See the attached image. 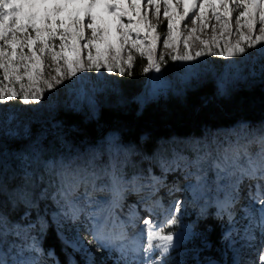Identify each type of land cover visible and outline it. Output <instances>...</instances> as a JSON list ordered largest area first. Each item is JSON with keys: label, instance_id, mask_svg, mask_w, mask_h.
Segmentation results:
<instances>
[{"label": "rangeland", "instance_id": "374dc122", "mask_svg": "<svg viewBox=\"0 0 264 264\" xmlns=\"http://www.w3.org/2000/svg\"><path fill=\"white\" fill-rule=\"evenodd\" d=\"M200 2L201 0H197V3ZM175 3L176 0H171V4L174 5ZM157 4L160 5L159 14H157ZM122 7L129 13L128 16L121 18L122 23L129 27H138L140 35L137 37L135 32L129 33L126 39L116 41L117 44L122 46L119 52H117L116 48L108 52V62L115 66L113 73H108L103 68H101L100 72L82 70L76 78L64 80L60 86L55 87L53 90L49 91L45 88L41 102L22 105L29 106L34 110L48 112L54 106L65 103L71 97L75 102V107L79 109L85 100L93 102L94 95L97 93H108L113 83L122 82L124 75H120V68H123L126 73L136 65L138 60L142 75L138 77V83L137 80L134 81V86H142L143 82L149 78L147 76L150 75L149 84L150 93H152L149 94L150 97H154L157 94L180 92L204 80L206 77H215L220 66L226 61L229 63L226 65L225 80H227H224L223 87L235 85L238 82L240 71H245L250 77L257 78L262 74L264 57L258 53L243 58L223 57V61L220 59V56L214 54L224 51L226 45L230 46L240 42L243 46L245 43L243 37L236 32L238 24L235 16L238 15L239 10L233 9L231 3H229V8L233 9L232 15L226 20H218L221 22L220 24H223V27L216 24L214 31H211V26H213V21L216 17L212 13L211 8H207L201 19L197 20L195 24H193L191 19H186L176 26L175 21L180 15L184 14L183 10L186 4H182L179 8L175 9L170 7L169 15L172 16L174 22L171 35L168 34V15L164 13V0H156V3L153 4H149L148 0H125ZM216 7L221 13L225 11L222 5L217 4ZM106 13L108 18H113L115 21V11ZM139 14L142 15L143 19L138 18ZM129 17H131V20H129ZM256 19L259 20L258 15ZM225 23L228 24V28L224 27ZM240 26L243 32H248V28L243 20ZM259 30L260 28L257 24L254 29L253 38L262 34ZM125 31V28L116 27L115 31L114 29L111 31V36L115 39L118 34L122 36ZM90 36L91 30L86 28V39L80 42L81 56L85 65L89 63V51H91L92 55H96L95 47L92 49L84 47L87 43V38ZM154 37H158V39L155 40V47L153 48ZM9 39L11 38L9 37ZM165 39L168 41L167 46L164 43ZM57 41L56 50L59 51L60 41L58 38ZM204 41H208V47H205ZM185 45H187V49ZM137 48L140 51H137ZM186 51L193 57L191 61L171 59L172 56H183ZM65 52L69 56L73 55L68 49H65ZM141 52L144 54L143 58H141ZM197 52H202V55L197 57ZM117 55H119V60H117ZM149 55L157 63L161 64L160 72H156L154 67H150L148 73L143 72L142 69L148 65L147 57ZM130 56L131 62L129 63ZM161 56L167 61L166 63L160 61ZM41 59L44 60L46 65L44 78L50 79L53 76H57V73L53 70L54 66L47 67V65H51L52 63L47 54L41 57ZM59 64L63 67L62 61ZM176 67L180 72L175 71ZM57 78L60 77L57 76ZM128 80L131 82V79ZM34 83L38 84L39 78ZM24 84L27 87L28 82L26 78ZM5 86L14 87L17 90L20 89L19 84L7 85V82H5ZM39 86L43 87V85ZM131 95L134 96V93ZM135 97L139 100L144 99L142 93ZM12 102L19 101L12 100L8 103L0 104L2 105L0 109V131H4L11 136H16L18 132H23L27 136L29 134L28 126H21L20 106H16ZM242 123L253 128L260 127L257 123L240 120L229 127L210 132L207 136L172 137L165 140L157 149L158 158L154 159V169L145 163L143 154L138 147L134 145H122L118 134L112 131L106 133L105 137L98 142L78 150L75 157L74 154L73 156L58 154L55 159L45 160L41 159L38 149L16 153L14 157L20 160L24 171L29 175L38 167L44 168L48 173L59 177V179L60 173L68 168L76 173L73 182H78L79 186L72 199L75 201L77 207L85 209L84 212L80 213L79 220L74 221L64 215V212L68 211V207L65 201L58 195L61 183L60 187L55 190V202L52 201L51 195L44 191L42 185L39 187L52 222L58 226L65 240L70 243L77 236L85 242L92 239V234L89 231L91 222L88 213H94L101 219H107L109 221V229L114 233H119L121 223H128L130 210L135 211L137 214L139 213V202L142 201L144 209H154L152 212L145 211L140 217L152 215L158 220L163 221L168 209L176 201H180L182 202V211L179 214V222L174 226H165V232L171 231L176 234V242L165 258L164 264H205L215 259L209 260L208 256L198 254V245H207L208 242L206 234L199 233L195 229L193 221L210 209H215L217 213L224 212L226 201L231 195V183L228 180H217V173L211 167V162L204 164L202 170L199 172L183 167L176 169L173 166V171H165L162 174V157H170L173 150L186 153V146L191 145L193 142L203 143L205 141L216 140L227 144L229 141H235L238 135L243 139L246 130H242L239 127ZM261 126H264V124ZM251 150L256 152L259 150V146L252 145ZM113 163L121 168L126 180L134 182L127 187L134 186V190H141L138 197L130 195L128 198L126 188L122 194V198L119 201H115L107 190H100L105 188L107 183L106 173L110 171ZM129 166L132 167L131 170L128 168ZM152 177L161 178V183L155 188L152 187ZM258 183L255 180H247L244 186L241 185L239 203L236 205L233 213L235 217L234 221H230L228 214L222 219V247L217 253L220 260H216L220 264H251L255 258L256 249L261 247L258 228L253 229L257 235V241L254 246H250L244 239L245 229L249 227V224L244 218V213L241 211L243 208L250 216L253 214L259 215V205L253 204L248 198L250 192L255 193L257 191L256 186ZM34 229H37V226L33 220H28V217L20 224H17L15 228H4L3 235L0 236V246L3 248V255L9 260L10 264L19 259L28 261V264H58V259L52 249L46 251L38 243L36 233L39 230ZM127 233L128 239L123 242L127 249H135L146 243V239L140 235L139 226L135 228L128 227ZM33 244L39 251L33 252L27 250L28 246ZM98 248L99 245L97 244L91 246V251L96 253L97 264H100L101 261L104 264H118V252H97ZM49 258L54 259V262ZM128 258L129 260H135L136 257L130 252Z\"/></svg>", "mask_w": 264, "mask_h": 264}, {"label": "snow or ice", "instance_id": "6c2138e0", "mask_svg": "<svg viewBox=\"0 0 264 264\" xmlns=\"http://www.w3.org/2000/svg\"><path fill=\"white\" fill-rule=\"evenodd\" d=\"M124 2L125 0H0V72L3 73V78L0 79V104L12 100H18L22 104L39 103L43 99L45 88L49 91L53 90L60 86L64 80L76 78L82 70L100 72L103 68L108 73H113L115 66L108 62V52L113 48L119 52L122 46L116 41L126 39L129 33L135 32L137 37L140 35L138 27H129L121 21V18L126 15V10L122 8ZM148 3H156V0H148ZM229 3L233 9L239 10L238 15L235 16L238 24L236 32L243 37L245 43L243 46L240 42L230 46L226 45L224 51L214 54L226 58H243L258 53L264 57V0H201L200 3H197V0H176L174 5L171 4V0H164V13L168 15V34L171 35L174 28L173 18L169 15L170 7L175 9L186 4L183 10L184 14L175 21V25L178 26L181 21L186 19H191L195 24L197 20L201 19L207 8H211L217 20H226L233 11L229 8ZM217 4L224 7L223 13L218 11ZM159 7L160 5L157 4V14H159ZM98 10L115 11V24L105 20L101 11ZM257 15L259 21L256 19ZM242 20L248 28L247 33L241 30ZM257 23L262 26V34L253 38ZM113 27H122L126 31L122 36L118 34L113 39L111 36ZM224 27L228 28V24L225 23ZM86 28L91 30V36L87 38L84 47L96 48V55H92L89 51L87 65L82 60L80 47V42L86 39ZM57 38L60 41L59 51L56 50L55 45ZM156 39L158 37L153 38V48ZM164 43L167 46V39ZM204 45L208 47V41H204ZM185 48L187 49V45ZM65 49H68L73 55L69 56ZM136 50L140 51L139 48ZM45 54L52 62L47 67L54 66L53 70L60 78L57 76L50 79L44 78L46 65L41 57ZM140 55L143 58V52ZM201 55L202 52L196 53L197 57ZM171 59L191 61L193 57L186 51L183 56H172ZM117 60H119V55H117ZM147 60L148 65L142 69L144 73H148L150 67H154L156 72L161 71V64L157 63L151 55L147 57ZM60 61L63 62V67L60 66ZM160 61L167 62L163 56L160 57ZM130 62L131 56L129 57ZM132 74L131 70L125 73V70L120 68V75L131 76ZM25 78L28 82L27 87L24 84ZM38 78L39 83H34ZM5 82L7 85L19 84L20 89L5 86ZM39 85H43V87ZM239 127L246 130L243 139L238 135L235 141H229L227 144L216 140L203 143L193 142L186 146V153L173 150L170 157H162L161 170L163 174L165 171H173V166H175L176 169L183 167L199 172L204 164L211 162V167L216 170L217 180H228L231 183V195L225 206L230 221L235 219L233 213L239 203L240 186L245 180L258 181L257 191L250 192L248 198L253 204L259 205V215L250 216L243 208L241 211L249 224V227L245 229L244 239L250 246H254L257 241V235L253 229L258 228L260 233L261 247L256 249L255 258L251 264H264V126L253 128L242 123ZM252 145H258L259 150L253 152ZM106 175L107 183L105 188L100 190H107L115 201H119L127 186L134 183L125 179L121 168L115 163L111 165V169ZM75 177L76 173L70 168L62 171L60 173L61 189L58 193L68 207V211L64 212V215L74 221L79 220L80 213L85 211L84 208L77 207L72 199L79 186L78 182H73ZM151 179L153 188L161 183L160 177ZM16 196L19 203L30 204L26 190H22ZM153 210L146 208L147 212ZM181 211L182 202L176 201L168 209L164 220L161 221L152 215L140 217L135 211L130 210L128 223H121L119 233H114L109 229L107 219H101L94 213H88L91 222L89 231L92 234V239L85 242L77 236L71 243L67 240H62V243L71 247L72 253H83V264H97L96 253L91 251L93 244L99 245L97 252H118V264H164L165 258L176 242V234L171 231L165 232V226L176 225L179 222ZM5 219L0 214V236L3 235ZM137 226H139L141 237L146 239V243L129 250L123 243L128 239L127 228ZM27 250L39 251L34 244L28 246ZM130 252L136 257L135 260H129ZM0 264H10L5 255H0ZM13 264H28V261L19 259ZM66 264H80V262L70 254L66 259ZM100 264H104V262L101 261Z\"/></svg>", "mask_w": 264, "mask_h": 264}, {"label": "trees", "instance_id": "16d2710c", "mask_svg": "<svg viewBox=\"0 0 264 264\" xmlns=\"http://www.w3.org/2000/svg\"><path fill=\"white\" fill-rule=\"evenodd\" d=\"M98 11H101L105 20L115 24L106 12ZM128 15L126 10L125 16ZM141 17L139 14L138 18ZM113 29L115 31L116 27ZM220 59L224 60L223 57ZM228 63L226 61L220 66L215 77H206L180 92L157 94L154 97L149 95L152 94L150 75L142 86H134V81L138 83V77L142 75L138 60L130 69L133 73L131 76L124 75L123 81L113 83L108 93H97L93 96V102L85 100L79 109L71 97L48 112L12 102L20 106L21 126L27 125L29 134L25 136L23 132H18L16 136H11L0 131V214L6 218L4 228H15L28 217L37 226L34 230H39L36 233L38 243L46 251L52 249L58 264H66L70 254L83 264L84 254L72 253L71 247L62 243L65 238L52 222L39 189L42 185L55 202V190L61 183L59 177L42 167L33 170L31 175L27 174L14 154L38 149L41 159L45 160L55 159L58 154H74L75 157L78 150L98 142L112 131L118 134L122 145L138 147L145 163L154 169V159L158 158L157 149L167 139L207 136L240 120L263 125L264 69L258 78L240 71L235 85L223 87ZM175 71L180 72L177 67ZM2 78L3 73L0 72ZM133 93L134 96L131 95ZM141 93L144 99H136L135 96ZM128 168L132 169L131 166ZM22 190L27 191L30 200L28 205L18 202L16 194ZM227 214V210L217 213L215 209H210L194 219L195 229L206 234L208 242L207 245H198V254L208 256L209 260H220L217 253L222 247L221 223ZM2 252L0 246V255H3Z\"/></svg>", "mask_w": 264, "mask_h": 264}, {"label": "bare ground", "instance_id": "6f19581e", "mask_svg": "<svg viewBox=\"0 0 264 264\" xmlns=\"http://www.w3.org/2000/svg\"><path fill=\"white\" fill-rule=\"evenodd\" d=\"M257 21H259V20H257ZM221 22H219L218 20H214L213 21V26H211V31H214V28H216V24L217 25H220L221 27H223V24H220ZM258 24V26H259V28H260V32H261V28H262V26L259 24V23H257ZM164 174V173H163ZM162 175V174H161ZM246 181L247 180H245V182L242 184V186H244V184L246 183ZM246 186V185H245ZM146 189V188H145ZM127 192H128V198H129V196L131 195V196H133V197H138V195H139V193L141 192V190H134V186H129V187H127ZM142 202V201H141ZM141 202H139V213H138V215L139 216H141V214L142 213H144L145 211H146V209H144V207H142V203Z\"/></svg>", "mask_w": 264, "mask_h": 264}, {"label": "water", "instance_id": "95a60500", "mask_svg": "<svg viewBox=\"0 0 264 264\" xmlns=\"http://www.w3.org/2000/svg\"><path fill=\"white\" fill-rule=\"evenodd\" d=\"M205 264H220V263L218 261L214 260V261L206 262Z\"/></svg>", "mask_w": 264, "mask_h": 264}]
</instances>
